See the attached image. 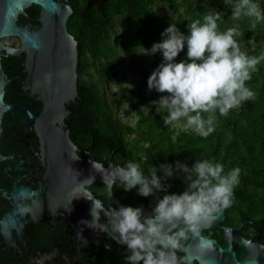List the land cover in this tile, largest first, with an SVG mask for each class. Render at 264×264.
Returning a JSON list of instances; mask_svg holds the SVG:
<instances>
[{"label":"flooded vegetation","instance_id":"obj_1","mask_svg":"<svg viewBox=\"0 0 264 264\" xmlns=\"http://www.w3.org/2000/svg\"><path fill=\"white\" fill-rule=\"evenodd\" d=\"M21 17L18 21L37 26L36 18ZM7 46L18 48L20 44L18 41L17 46ZM23 61V55L1 52L0 64L8 80L3 101L18 106L5 111L0 120V264H126V247L107 230L103 212L98 223L91 222L92 202L84 197L100 200L110 209L141 207L143 214L150 216L158 197L165 193L154 191V195L144 198L137 195L138 189L125 192L118 180L112 182L110 169L132 161L148 175L153 166H175L179 161L191 168L205 157L185 154L188 140L174 137L169 142L176 143L177 152L167 153L170 148L162 147L164 152H152L150 160L144 152L148 144L138 137L133 143L125 139L130 143L128 149L121 144L111 146L109 139L96 136L89 120L75 113L74 97L65 104L69 114L63 119V127L77 155L94 164L101 180L90 182L80 192L72 191L68 183L58 179L51 183L45 177L37 131L28 119V113H34L42 102L37 93L20 86L26 75ZM131 149L133 153H129ZM173 172V177L164 181L170 185L166 194H180L193 179L183 168H174ZM157 175L163 176V172ZM201 234L211 242V251L202 253L194 238L187 242V251L177 255L190 256L191 264L264 263V202L251 201L250 197L244 201L235 188L231 206L203 225Z\"/></svg>","mask_w":264,"mask_h":264},{"label":"clouds","instance_id":"obj_2","mask_svg":"<svg viewBox=\"0 0 264 264\" xmlns=\"http://www.w3.org/2000/svg\"><path fill=\"white\" fill-rule=\"evenodd\" d=\"M242 17L259 22L264 20V12L255 0H235L232 19ZM221 18L222 13L210 10L202 19L187 25V35L170 24L161 33V42L143 49L144 55L162 54V63L148 77L147 87L163 94L152 104L157 106V113L161 109L167 111L164 124L173 125L183 119L185 130L191 129L204 138L215 131L217 113L226 117L243 102L255 98L246 82L264 60V55L248 56L241 51L234 39L237 28L220 31ZM185 47L186 60L175 62ZM174 168H183L193 179L180 194H166L170 185L164 181L173 177ZM158 171L163 176H158ZM109 174L125 192L138 189L137 195L144 198L154 195V191L165 193L158 197L150 216H145L141 207L110 209L100 200L84 197L92 202L91 222L98 223L103 212L107 230L126 247V264H191L190 256L177 253H185L187 242L194 238L202 253L211 251L212 244L201 234V227L231 206L234 189L240 183L239 168L225 173L222 164L210 159L197 161L191 168L179 161L175 166L160 164L151 167L148 175L139 163L129 161L123 167L113 166Z\"/></svg>","mask_w":264,"mask_h":264},{"label":"trees","instance_id":"obj_3","mask_svg":"<svg viewBox=\"0 0 264 264\" xmlns=\"http://www.w3.org/2000/svg\"><path fill=\"white\" fill-rule=\"evenodd\" d=\"M66 2L72 10L67 19V30L77 43L75 113L92 123L94 132L98 133L96 136L109 139L111 146L121 144L128 149L130 143L125 139L137 133L138 139L148 144L144 152L149 160L152 152L163 153L162 147L170 148L167 153L177 152L176 143L169 142L171 138L188 140L184 145L187 147L185 154L193 153L203 159L205 157L220 163L224 171L239 168L240 183L236 186L237 195L244 201L250 197L251 201L264 202V60L257 65V70L252 72L251 80L246 82V86L255 93V98L243 102L226 117H221L217 113L215 131L207 138L192 131L176 132L172 125L164 124L167 111L161 109L157 113V106L152 104L153 101H158L162 94L154 89L149 90L147 80L150 70L154 71L162 63L161 53L154 54V57L159 55L161 57L155 59L150 70L139 72L141 84L147 87V92H143L140 87L136 90L119 87L121 92L128 95L121 96L114 109L109 103L106 89L109 84L116 83L117 67L112 61H101L102 55L107 51L106 44L110 37L132 55L137 50H148L154 43L161 42V33L170 24H175L182 34L187 35L188 33L181 31L184 21L176 23L175 19L183 16L184 20L190 17L202 19L210 10L222 13L221 21H218L220 31L237 28L241 32L238 42L252 34L256 41L260 42V48L246 54L258 57L264 55V20L256 22L249 17L232 19V5L235 0H66ZM257 3L264 12L263 0H258ZM158 4L166 5L169 12L157 14L155 9ZM24 11L28 18L35 19L38 7L30 5ZM18 18L22 19L21 16ZM246 46L250 44L246 43ZM181 52H187L186 47ZM183 60L179 53L175 62ZM87 69L94 72L96 83L83 79ZM124 103L130 106L138 118L134 127L125 125L119 118L118 113ZM142 108L148 111V115H145ZM159 139L165 142L162 143ZM133 152L134 150H129V153Z\"/></svg>","mask_w":264,"mask_h":264},{"label":"water","instance_id":"obj_4","mask_svg":"<svg viewBox=\"0 0 264 264\" xmlns=\"http://www.w3.org/2000/svg\"><path fill=\"white\" fill-rule=\"evenodd\" d=\"M30 5L38 7L36 27L18 21L19 15L27 17L24 10ZM71 13L66 0H0V60L2 50L7 55H23L26 75L20 86L37 93L42 102L34 113H28V119L38 134L45 177L51 183L57 179L66 182L72 191L80 192L91 182L88 179H101L94 164L77 155L68 130L63 127V119L69 114L65 104L77 92V43L67 30ZM9 37H16L20 46L10 48L2 42ZM7 82L0 64V120L5 111L18 106H9L3 101ZM70 180L74 181L70 183ZM240 264L264 263L242 261Z\"/></svg>","mask_w":264,"mask_h":264},{"label":"rangeland","instance_id":"obj_5","mask_svg":"<svg viewBox=\"0 0 264 264\" xmlns=\"http://www.w3.org/2000/svg\"><path fill=\"white\" fill-rule=\"evenodd\" d=\"M258 0H255L257 2ZM264 3V0H263ZM181 10V9H180ZM155 12L157 14H166L169 12V9L166 5H160L158 4L156 6ZM184 16L182 18H176V23H181L182 20L184 21V27L181 29V31L184 33H187V25L190 24L193 20H195L193 17L187 18V20H184ZM252 20L254 18H251ZM227 30V28L225 29ZM223 30V31H225ZM240 31L237 30V33L234 37L236 41H239ZM15 37H9L2 39V42L6 45L12 44L13 46L18 45V39H13ZM241 48L242 52L249 53L252 50H257L260 48V42L256 41V39L253 37V35H249L246 39H244L241 42H238ZM246 43L250 44V46H246ZM104 49V47H103ZM107 51L105 54L102 55L101 61H112L116 67H117V81L116 83H111L106 89V95L109 100V103L111 107L114 109L116 106L117 100L121 96H127V93H123L120 91L119 87H127L132 90H136L138 87L141 88L143 92H147V87L142 86L141 84V78L139 75L140 71L144 70H150L152 63L155 61L156 58H160L161 55L158 57H154V55H144L143 49L137 50L134 54L130 55L128 54L124 49H122L119 45H117L113 37H110L107 44H106ZM180 57L186 60V52H180ZM257 69V66H256ZM153 71L150 70V74ZM83 79H88L90 83H96V76L94 75V72L90 69H87L85 71V74L83 76ZM130 87H128V86ZM99 88V87H98ZM163 95V94H162ZM161 95V96H162ZM143 109V108H142ZM144 110V109H143ZM145 115H148V111L144 110ZM119 118L121 121L130 127H134L136 125V122L138 118L136 117L133 110L130 108V106L127 103H124L121 106V109L118 113ZM185 121L181 119L178 122H175L172 127L173 129L178 131H185V132H194L191 129L185 130L184 128ZM137 133H134L130 135V137H127V139L133 143V140L137 138Z\"/></svg>","mask_w":264,"mask_h":264}]
</instances>
